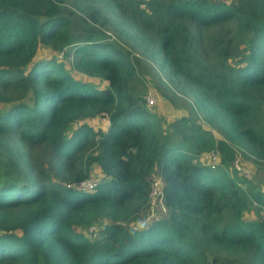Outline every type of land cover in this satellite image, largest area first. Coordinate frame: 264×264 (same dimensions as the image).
Segmentation results:
<instances>
[{
	"label": "trees",
	"instance_id": "obj_1",
	"mask_svg": "<svg viewBox=\"0 0 264 264\" xmlns=\"http://www.w3.org/2000/svg\"><path fill=\"white\" fill-rule=\"evenodd\" d=\"M0 104V264H264V0H0Z\"/></svg>",
	"mask_w": 264,
	"mask_h": 264
},
{
	"label": "rangeland",
	"instance_id": "obj_2",
	"mask_svg": "<svg viewBox=\"0 0 264 264\" xmlns=\"http://www.w3.org/2000/svg\"><path fill=\"white\" fill-rule=\"evenodd\" d=\"M227 1H230V0H227ZM53 55H55V52L47 50L46 48H41V50L37 53V56H43L45 58H50ZM144 72L146 74L145 69H144ZM72 73L75 77H77V78L80 77L84 80H88V81L94 83L99 88L106 84L105 81H102L96 77H88V76L76 73L75 71H73ZM146 89H147L146 96L149 95V96H153V98H154V103L152 104L153 105L152 108H154V109L156 108L155 110H157V113L160 115H163L166 120H171V119L181 115V113L183 114L182 109L175 108L169 102L160 99L158 97V94L156 93V91L153 89L149 80L146 82ZM80 122H86V123L90 124L91 126H93L94 128L99 127L101 129H105L108 126V121L104 117L87 118L85 120L78 121L76 123L79 124ZM237 158L242 163V166L250 168L251 172L249 174V178L253 182L257 183L258 187H260L261 189H264V162L255 163L251 159L243 158L240 154H238ZM201 160L207 161L205 156H203V158L201 157ZM208 163L213 164L212 161H210ZM101 177H102V174L99 171V169L96 166L92 167L90 178L92 180H94L95 182H97L101 179ZM155 186H156V191H153V193L151 195L150 207L148 210H146L144 213H142V215L140 217L141 225H143L144 223L149 221V219L152 216H158L160 210L162 209L161 202H160L159 198L157 197V190L159 188V181L157 179H156V185ZM246 216L248 218L250 215L247 214ZM94 231H95V229H93L92 232L88 229V230L84 231V234H86L90 238V237H93Z\"/></svg>",
	"mask_w": 264,
	"mask_h": 264
},
{
	"label": "built area",
	"instance_id": "obj_3",
	"mask_svg": "<svg viewBox=\"0 0 264 264\" xmlns=\"http://www.w3.org/2000/svg\"><path fill=\"white\" fill-rule=\"evenodd\" d=\"M146 101L148 105H152L154 103V98L153 96H146ZM203 156H205L207 159H209L210 161H212L213 163L216 162L217 160V153L216 152H207L204 153ZM232 166L236 169V171L246 177H249V174L251 172L250 168L244 167L242 166V163L239 161L238 158H236L233 163ZM67 186L70 187H75L78 188L80 190L86 191V190H90L92 188H94L96 186V182L94 180H92L91 178H84L82 180H79L77 183H70V184H66ZM156 182H154V185L152 187V191L150 192V196L152 195L153 191H156ZM157 194H158V190H157ZM94 229V226L89 227V230L92 232Z\"/></svg>",
	"mask_w": 264,
	"mask_h": 264
}]
</instances>
